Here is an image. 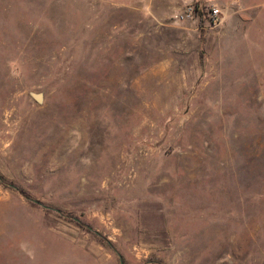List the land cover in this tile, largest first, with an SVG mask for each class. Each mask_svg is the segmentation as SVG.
I'll list each match as a JSON object with an SVG mask.
<instances>
[{
    "label": "rangeland",
    "instance_id": "1",
    "mask_svg": "<svg viewBox=\"0 0 264 264\" xmlns=\"http://www.w3.org/2000/svg\"><path fill=\"white\" fill-rule=\"evenodd\" d=\"M0 264H264V0H0Z\"/></svg>",
    "mask_w": 264,
    "mask_h": 264
},
{
    "label": "built area",
    "instance_id": "2",
    "mask_svg": "<svg viewBox=\"0 0 264 264\" xmlns=\"http://www.w3.org/2000/svg\"><path fill=\"white\" fill-rule=\"evenodd\" d=\"M217 13H218V11L216 9H211L208 12L209 19L210 20H213V21H216V19H217Z\"/></svg>",
    "mask_w": 264,
    "mask_h": 264
},
{
    "label": "water",
    "instance_id": "3",
    "mask_svg": "<svg viewBox=\"0 0 264 264\" xmlns=\"http://www.w3.org/2000/svg\"><path fill=\"white\" fill-rule=\"evenodd\" d=\"M31 97L37 102L39 103L41 101V97L40 94H31ZM34 203L38 204L36 201H34Z\"/></svg>",
    "mask_w": 264,
    "mask_h": 264
}]
</instances>
